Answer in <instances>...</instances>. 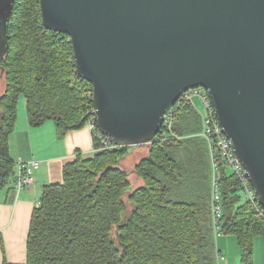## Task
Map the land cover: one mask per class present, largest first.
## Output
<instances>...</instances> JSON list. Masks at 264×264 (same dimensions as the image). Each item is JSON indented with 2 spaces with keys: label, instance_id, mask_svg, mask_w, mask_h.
Listing matches in <instances>:
<instances>
[{
  "label": "trees",
  "instance_id": "obj_1",
  "mask_svg": "<svg viewBox=\"0 0 264 264\" xmlns=\"http://www.w3.org/2000/svg\"><path fill=\"white\" fill-rule=\"evenodd\" d=\"M0 50L2 189L16 173L9 136L21 97L29 125L52 120L59 136L85 126L92 104L91 84L76 71L69 36L43 26L39 0L14 1ZM198 120L191 103L180 104L171 124L178 137L148 144L135 165L143 184L133 190L117 166L126 147L103 148L92 135L93 156L77 151L63 165L61 182L42 187L30 216L25 264H216L209 152L197 135ZM217 175L221 231L235 235L241 264H253V237L264 234V209L241 197L238 179L221 160Z\"/></svg>",
  "mask_w": 264,
  "mask_h": 264
},
{
  "label": "water",
  "instance_id": "obj_2",
  "mask_svg": "<svg viewBox=\"0 0 264 264\" xmlns=\"http://www.w3.org/2000/svg\"><path fill=\"white\" fill-rule=\"evenodd\" d=\"M15 0H0V40ZM92 86L97 129L146 144L185 90L202 86L264 208V0H39ZM1 54V50H0Z\"/></svg>",
  "mask_w": 264,
  "mask_h": 264
},
{
  "label": "crops",
  "instance_id": "obj_3",
  "mask_svg": "<svg viewBox=\"0 0 264 264\" xmlns=\"http://www.w3.org/2000/svg\"><path fill=\"white\" fill-rule=\"evenodd\" d=\"M92 138L87 125L69 130L63 136L58 135L52 120L32 127L28 123L24 99L18 101L16 123L9 136L10 157L15 162V171L18 160L34 158L40 165L34 172L35 182L30 188L16 191L10 183L0 189V264H25L30 216L39 202L42 187L61 182L63 165L72 161L77 151L84 158L93 156ZM213 238L216 264H241L235 235L222 233ZM253 264H264V234L253 237Z\"/></svg>",
  "mask_w": 264,
  "mask_h": 264
},
{
  "label": "built area",
  "instance_id": "obj_4",
  "mask_svg": "<svg viewBox=\"0 0 264 264\" xmlns=\"http://www.w3.org/2000/svg\"><path fill=\"white\" fill-rule=\"evenodd\" d=\"M195 98H198L202 102L204 105V111H199L196 108L194 103ZM183 102L191 103L192 106L199 111L201 128L198 135L206 141L211 158L210 212L213 234L214 236H218L222 234L221 223L223 215L220 183L217 175L218 160H221L226 168L235 176V178L238 179L246 199L254 205L258 204L257 195L250 184L246 170L235 156L231 142L225 135L218 121L208 96V90L202 86L189 88L180 94L177 101L163 115L162 124L157 134L146 144H149L154 140L178 137L171 131V124L177 108ZM86 125L90 129L92 135L100 141L103 148H113L116 146L109 137L103 135L97 129L96 115L93 108L91 109V116ZM39 165L40 162L34 158L18 160L16 162V173L13 182V187L16 191L23 188H30L34 185V172Z\"/></svg>",
  "mask_w": 264,
  "mask_h": 264
},
{
  "label": "rangeland",
  "instance_id": "obj_5",
  "mask_svg": "<svg viewBox=\"0 0 264 264\" xmlns=\"http://www.w3.org/2000/svg\"><path fill=\"white\" fill-rule=\"evenodd\" d=\"M3 46L1 40H0V48ZM75 65V62H73ZM3 89H4V75L3 72L0 69V95L3 93ZM92 97V86H91V96ZM91 99V98H90ZM22 97L19 99V103L21 102ZM194 103L196 105V108L199 111H204V105L202 104V102L198 99L195 98L194 99ZM198 122V126L201 128V121L200 118L197 121ZM205 141V140H204ZM206 143V141H205ZM207 146V144H206ZM126 149L123 151L124 152V156L123 158H120L119 162L117 163V166L126 172L127 174V179L129 180V188L128 190H133L139 186H141L143 184V179L141 176H139L137 174V172L135 171V165L139 162V160L144 157L145 155H147L148 153V144H140V145H136L133 147H129L128 145L125 146ZM116 148V147H114ZM184 153V152H182ZM207 160L210 166V162H211V158L210 155H207ZM207 169V167H206ZM210 170H211V166H210ZM241 197L244 199L245 195L241 194ZM123 199L125 200L126 204H127V211L124 213V215H127L131 209V205L128 203L127 201V195L125 194L123 196Z\"/></svg>",
  "mask_w": 264,
  "mask_h": 264
},
{
  "label": "bare ground",
  "instance_id": "obj_6",
  "mask_svg": "<svg viewBox=\"0 0 264 264\" xmlns=\"http://www.w3.org/2000/svg\"><path fill=\"white\" fill-rule=\"evenodd\" d=\"M116 145V144H115ZM116 146H119V145H116ZM14 182V181H13Z\"/></svg>",
  "mask_w": 264,
  "mask_h": 264
}]
</instances>
